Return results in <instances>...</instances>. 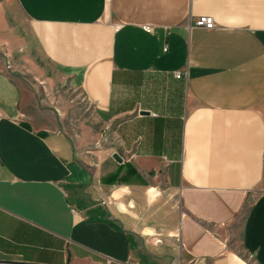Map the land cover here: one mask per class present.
Masks as SVG:
<instances>
[{"label": "crops", "instance_id": "1", "mask_svg": "<svg viewBox=\"0 0 264 264\" xmlns=\"http://www.w3.org/2000/svg\"><path fill=\"white\" fill-rule=\"evenodd\" d=\"M16 2L25 24L0 0V264H264V0ZM72 91L99 130L65 118Z\"/></svg>", "mask_w": 264, "mask_h": 264}, {"label": "rangeland", "instance_id": "2", "mask_svg": "<svg viewBox=\"0 0 264 264\" xmlns=\"http://www.w3.org/2000/svg\"><path fill=\"white\" fill-rule=\"evenodd\" d=\"M9 6L12 11H8L10 17L14 21L23 22V24L26 23V17L22 11H19V6L17 5L16 0H9ZM43 90V89H42ZM67 94V93H66ZM75 91L71 92L70 95H66L69 98L70 105V111L67 113L69 116L65 118H70L72 122H77L78 120H84L89 125L93 126L96 130L100 129L98 127V122L100 121V118H96L93 113H91L89 110H86L83 102L79 100V98L74 96ZM98 121V122H97Z\"/></svg>", "mask_w": 264, "mask_h": 264}, {"label": "built area", "instance_id": "3", "mask_svg": "<svg viewBox=\"0 0 264 264\" xmlns=\"http://www.w3.org/2000/svg\"><path fill=\"white\" fill-rule=\"evenodd\" d=\"M194 24L197 25V26H202V27H205L207 29H212L214 27H216V21H215V18L213 15H209V14H201V15H198L196 18H195V21H194ZM144 28L148 31H151L153 29V26L151 24H144L143 25ZM165 49H167V46H165ZM6 67L8 69L12 68V63L11 61H8L7 62V65ZM176 75L178 77H181L183 75V71L182 70H179L176 72ZM77 98H79V100L81 102H83L86 110H89L91 113H93L95 115V117L97 118H100L98 112L96 111V107L95 105L87 98L86 95L82 94V93H78L76 95ZM109 127L110 125H106L103 129H102V135H101V138L98 139L96 141V144H99L101 143L103 140H108L110 138V132H109ZM117 139H119V136H116ZM177 239L180 240L179 236H177Z\"/></svg>", "mask_w": 264, "mask_h": 264}, {"label": "trees", "instance_id": "4", "mask_svg": "<svg viewBox=\"0 0 264 264\" xmlns=\"http://www.w3.org/2000/svg\"><path fill=\"white\" fill-rule=\"evenodd\" d=\"M123 169H125V173L121 174ZM122 170H118L115 173L111 174V177L113 178V180L122 179L123 181H129L131 180L132 175L137 174L136 169L132 167L131 163H126L123 166ZM142 180L144 182V179Z\"/></svg>", "mask_w": 264, "mask_h": 264}, {"label": "water", "instance_id": "5", "mask_svg": "<svg viewBox=\"0 0 264 264\" xmlns=\"http://www.w3.org/2000/svg\"><path fill=\"white\" fill-rule=\"evenodd\" d=\"M114 157H115L118 161H122V160H123L122 156H121L118 152H115V153H114Z\"/></svg>", "mask_w": 264, "mask_h": 264}]
</instances>
